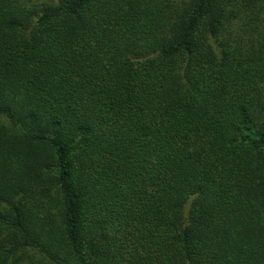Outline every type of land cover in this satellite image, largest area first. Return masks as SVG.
I'll return each mask as SVG.
<instances>
[{
	"label": "trees",
	"instance_id": "trees-1",
	"mask_svg": "<svg viewBox=\"0 0 264 264\" xmlns=\"http://www.w3.org/2000/svg\"><path fill=\"white\" fill-rule=\"evenodd\" d=\"M0 264H264V0H0Z\"/></svg>",
	"mask_w": 264,
	"mask_h": 264
}]
</instances>
